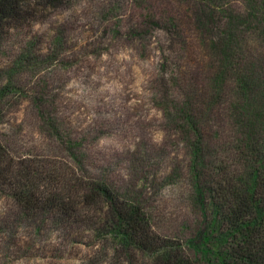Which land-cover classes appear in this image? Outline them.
<instances>
[{"label":"trees","instance_id":"16d2710c","mask_svg":"<svg viewBox=\"0 0 264 264\" xmlns=\"http://www.w3.org/2000/svg\"><path fill=\"white\" fill-rule=\"evenodd\" d=\"M72 1L0 0V118L28 101L40 126L35 130L53 137L61 152L39 156L0 141V200L9 207L0 216V232L21 224L38 226L39 232L42 222L50 223V229L80 228L93 234L91 247L102 242L106 250V241H111L118 264H264V67H254L250 57L225 49L209 95L199 96L207 97L206 106H196L198 97L190 95L185 82L177 85L185 91L171 90L160 100L176 145L185 149V186L192 207L177 228L166 227L162 221L168 211L154 205L147 189L155 178L146 174L145 153L132 156L128 176L112 170L89 177L85 166L90 151L85 150V157L84 143L68 133L70 122L58 115L61 105L36 71L59 62L58 46L64 41L56 34L42 55L34 25ZM244 1L250 2L248 11L264 3ZM134 2L145 13V22L161 25L157 20H163L152 18L155 10L145 0ZM193 2L224 11L227 21L234 20L229 14L237 7L235 0L180 1L187 6ZM3 65L18 71L20 67V73H5L9 67ZM215 116L231 118L233 132L207 135L208 117ZM93 148L92 158L116 160ZM112 161L108 167L115 166Z\"/></svg>","mask_w":264,"mask_h":264},{"label":"rangeland","instance_id":"374dc122","mask_svg":"<svg viewBox=\"0 0 264 264\" xmlns=\"http://www.w3.org/2000/svg\"><path fill=\"white\" fill-rule=\"evenodd\" d=\"M180 1L145 0L155 10L152 18L163 20H157L161 25L145 22V13L134 0H73L33 27L42 42V55L56 34L63 36L59 62L36 71L61 105L58 115L70 122L68 133L84 143L85 157L89 149L91 159L85 166L89 177L112 170L128 176L132 156L145 153L146 174L155 178L147 188L150 197L163 213L168 211L162 223L175 228L192 210L185 186L187 158L181 143L176 145L160 100L171 90L185 91L177 87L185 82L190 95L198 97L196 106H206L207 97L199 96L209 95L220 51L225 49L238 51L237 57H250L254 67H264L263 2L256 4L258 10L248 11L250 2L235 0L237 7L229 14L234 20L227 21L224 11ZM5 66L9 67L5 73L10 69L12 75L20 73V67L18 71ZM8 110L0 118V141L39 156L61 154L53 137L35 130L38 118L28 101ZM232 126L231 118L215 116L208 117L204 130L207 135L228 134ZM93 145L98 154L116 162L92 158ZM111 161L114 167L107 166ZM8 208L0 200V216ZM49 226L42 222L39 232L38 226L27 224L2 230L0 264H118L111 241H106V250L102 242L91 247L94 237L88 231Z\"/></svg>","mask_w":264,"mask_h":264}]
</instances>
